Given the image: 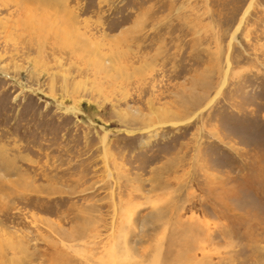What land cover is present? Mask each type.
<instances>
[{
    "label": "rangeland",
    "instance_id": "1",
    "mask_svg": "<svg viewBox=\"0 0 264 264\" xmlns=\"http://www.w3.org/2000/svg\"><path fill=\"white\" fill-rule=\"evenodd\" d=\"M249 1L0 0V264H264Z\"/></svg>",
    "mask_w": 264,
    "mask_h": 264
},
{
    "label": "bare ground",
    "instance_id": "2",
    "mask_svg": "<svg viewBox=\"0 0 264 264\" xmlns=\"http://www.w3.org/2000/svg\"><path fill=\"white\" fill-rule=\"evenodd\" d=\"M253 2H254V0H250V1H249L248 5L245 7L244 11L242 12V14H241V16H240V19H239L237 25L235 26L234 30L232 31L231 36H230V39H229V43H228V47H229V48L231 47L232 43H234V42L236 41V35H237V33L239 32V30H240V28H241V26H242V24H243V21H244L245 17L248 15L249 11L251 10V8H252V6H253ZM62 39H63V38H62ZM99 54H100V53H99ZM228 67H229V60H228V58H227V59H226V69H225V71H224L223 78H222V80L220 81V83H219L217 89L214 91V94L212 95V97L206 102V104H204V106H203L200 110H198V112H197L194 116L201 114V113H202L204 110H206L207 107H209L210 104H211L212 102H214V100L219 96V94H220V92H221L223 86H224L225 83H226V77H227V75H228V70H229ZM172 123H173V125H174V124H176L177 122H172Z\"/></svg>",
    "mask_w": 264,
    "mask_h": 264
}]
</instances>
